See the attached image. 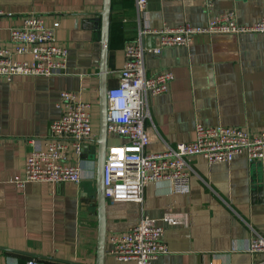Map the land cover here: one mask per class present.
Here are the masks:
<instances>
[{
	"label": "crops",
	"instance_id": "0c3cea01",
	"mask_svg": "<svg viewBox=\"0 0 264 264\" xmlns=\"http://www.w3.org/2000/svg\"><path fill=\"white\" fill-rule=\"evenodd\" d=\"M148 0L140 12L135 0H111L107 83L119 81L124 48L140 26L160 28L185 22L203 25L228 10L240 23H252L264 13V0ZM104 0H0L12 15L0 19V39L8 42L10 27L31 13L48 26L59 21L56 40L68 49L67 68L51 76L0 79V264H95L98 210L89 200L96 194V162L81 161L83 179L74 182H7L23 174L28 155L44 144L60 92L99 108L101 12ZM145 44L161 47L147 54V73L173 72L166 93L150 97L156 132L149 152H160L195 138V126L264 128V33L198 34L191 46H165L157 35ZM95 138L98 124L94 123ZM109 138L113 141L110 143ZM124 139L108 136V144ZM193 167L189 193H175L167 181L149 183L143 203L107 201L105 264H135L109 254V237L136 225L143 213L165 226L168 251L153 264H254L264 253L247 250L254 231L264 232V157L249 160L239 154L231 162L209 164L202 155L190 158ZM187 213L190 225H168L165 212Z\"/></svg>",
	"mask_w": 264,
	"mask_h": 264
},
{
	"label": "built area",
	"instance_id": "2783aa9c",
	"mask_svg": "<svg viewBox=\"0 0 264 264\" xmlns=\"http://www.w3.org/2000/svg\"><path fill=\"white\" fill-rule=\"evenodd\" d=\"M217 0H207L210 7ZM140 12L148 0H135ZM12 15L0 9V19ZM59 21L48 26L40 14L31 13L21 23L10 27L8 42L0 39V79L8 82L17 76H51L67 68L69 51L58 44L56 30ZM248 32L264 33V13L252 23H240L234 10L211 17L206 24L185 22L178 26L164 24L160 28L140 26L135 39L126 43L125 63L119 81L108 89V136L120 137V143L108 144L104 170L107 201L143 203L145 187L152 182L167 181L175 193H189L193 173L190 158L202 155L209 164L231 162L235 156L246 154L249 160L264 157V128L251 131L242 126H206L197 121L195 138L175 145L166 144L160 152H149L152 120L149 100L166 93L174 80L173 72L158 70L147 73V54H159L161 47L145 44V37L157 35L165 46L193 44L198 34ZM58 118L52 121L44 144L34 149L25 161L23 174L7 179L18 187L28 182H74L83 179L81 161L93 155L97 145L92 102L78 98L77 93L60 92ZM162 220L168 225H190L187 213L168 210ZM165 226L143 213L139 221L124 233L109 237V254L120 261L153 264L168 251L164 240ZM247 250L264 253V232L254 231ZM26 264H39L31 258ZM254 264H264V259Z\"/></svg>",
	"mask_w": 264,
	"mask_h": 264
},
{
	"label": "water",
	"instance_id": "95a60500",
	"mask_svg": "<svg viewBox=\"0 0 264 264\" xmlns=\"http://www.w3.org/2000/svg\"><path fill=\"white\" fill-rule=\"evenodd\" d=\"M111 0H104L101 12V59H100V96H99V126L97 145L93 147L92 158L96 162V196L89 200L98 210V247L97 261L95 264H105L106 244H107V199L105 196L104 170L106 165V155L108 148L107 132V104H108V83L109 72L107 58L109 51V28H110Z\"/></svg>",
	"mask_w": 264,
	"mask_h": 264
},
{
	"label": "rangeland",
	"instance_id": "374dc122",
	"mask_svg": "<svg viewBox=\"0 0 264 264\" xmlns=\"http://www.w3.org/2000/svg\"><path fill=\"white\" fill-rule=\"evenodd\" d=\"M93 117H94V123H96V125L98 124L99 126V119H100V114H99V108H94L93 109ZM110 140V143H112L113 139L112 138H109ZM96 196V194H95Z\"/></svg>",
	"mask_w": 264,
	"mask_h": 264
}]
</instances>
